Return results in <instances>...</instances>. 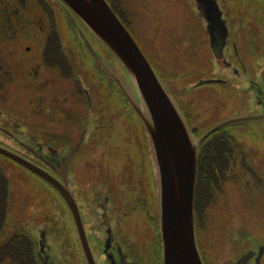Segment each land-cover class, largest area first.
Wrapping results in <instances>:
<instances>
[{
	"label": "flooded vegetation",
	"instance_id": "1",
	"mask_svg": "<svg viewBox=\"0 0 264 264\" xmlns=\"http://www.w3.org/2000/svg\"><path fill=\"white\" fill-rule=\"evenodd\" d=\"M4 1L0 0V13L13 23L16 11L26 12L29 3L30 8L36 5L33 16L39 12V18L32 19L33 38L22 50L35 62L29 73L41 95L31 93L32 117L27 121L19 119L25 111H18L13 99L10 109L1 102L0 145L58 179L67 167L68 185L97 264H161L158 191L144 127L95 56L133 91L124 71L60 1L8 0V5ZM52 1L62 6L70 22L72 47L56 27ZM140 1L142 6L110 0L138 44L168 46L171 60L194 63L183 75L189 79L183 92L185 106L180 102L182 92L175 93L158 73L194 136L205 135L197 148L194 199L202 261L264 264V0H150L156 5L151 34L141 29L139 10L148 0ZM2 68L0 59V72ZM118 94L122 102L114 105L112 98ZM7 196L11 203V185ZM58 206L56 220L25 210L30 221L24 225L26 240L33 244L37 264H86L75 224L60 196ZM19 224L22 227V221ZM17 234L22 233L12 234L14 245L25 241L16 240ZM15 246L14 250L23 249ZM24 249L25 260L13 253L12 264H34Z\"/></svg>",
	"mask_w": 264,
	"mask_h": 264
},
{
	"label": "water",
	"instance_id": "2",
	"mask_svg": "<svg viewBox=\"0 0 264 264\" xmlns=\"http://www.w3.org/2000/svg\"><path fill=\"white\" fill-rule=\"evenodd\" d=\"M61 1L116 56L135 89L136 94L113 68L105 66L103 60L95 56L141 120L148 136L156 170L162 237L161 264H203L196 242L193 203L197 146L205 135L199 139L194 137L169 89L107 0ZM111 52L109 54L112 55ZM247 118L251 117L243 119ZM228 123L230 121L214 129ZM0 153L40 177L60 194L71 213L86 264H97L87 240L78 204L68 185L67 167L62 168L58 179L2 146Z\"/></svg>",
	"mask_w": 264,
	"mask_h": 264
},
{
	"label": "rangeland",
	"instance_id": "3",
	"mask_svg": "<svg viewBox=\"0 0 264 264\" xmlns=\"http://www.w3.org/2000/svg\"><path fill=\"white\" fill-rule=\"evenodd\" d=\"M128 1H133L134 4H140V6H142V1L140 0ZM4 3L6 5L10 4L8 0H5ZM146 5L147 6H145L144 9L139 10L141 15L139 18L142 23L141 29H148V32L151 34L152 29L150 28L152 27L155 18L156 5L154 1L150 0L147 1ZM52 6L53 7L50 6V8L54 9L55 11L54 17L57 23L56 27L57 29H60L61 36L64 37V41L70 44V47H72V36L70 31L71 29H69L70 25L64 15L65 13L63 11V8L57 6V3H55L54 1H52ZM35 8V3H33L32 8H30L29 3V8L26 12H19L16 11V9H13L14 11H16V14L14 15L16 17L18 15V19L21 21H27V24L25 23L24 25H22L6 22L12 28L5 27V29H0V59L3 62V68L0 72V81L3 82L2 88L0 89V105L1 102H3L2 106L4 108L9 107L10 109L9 101L12 102L14 100L12 102L14 107H16L20 112H22L23 110L25 111V114H20L21 116L19 119H21L22 121H27L26 119H28L29 117L31 119L32 117L30 114L32 113V111L29 109L31 105L29 99L31 93L34 92L33 94L36 98L39 97V94L41 95L40 88L34 87V76L29 73V70L35 66V62L32 60L29 52L25 53L22 50V47L26 44L25 41H31L36 29L33 20L35 18H39V16H37V13L39 12L36 11L37 13L35 12L33 16ZM3 14L0 13V20L4 17ZM135 22L139 25V21ZM138 25L137 27H139ZM140 46H142V48L147 51V53H149V56L154 62V64L152 65L155 71L157 73L160 72L161 75H164V78L169 81L172 90L175 93L179 92V94L182 92V96L180 95L181 101H179L183 106H185L186 102L183 92L184 87H187L189 85V79L184 77L183 75L187 74L189 66L194 63L184 60H171L169 57L168 46H153L149 44H147V46H144V44H140ZM30 58L31 61H29ZM80 64L81 66H83L82 62ZM4 70H6L8 74L5 73ZM24 75H26V77ZM48 75L49 80H52V75ZM86 75L87 77H91L92 74L90 72H88L87 74L86 72ZM53 87H57L54 81ZM112 102L114 105L122 102L121 96L118 94L115 98H112ZM0 167L2 168V170H5L4 172H6L8 177H10V180L12 182L11 188L13 198L11 204L8 205V214L5 218L4 225L0 230L1 243L2 241L9 239V237H11L13 233L19 232L18 230L19 228H21V225L19 223L21 221V216L23 215L22 211L24 210V208L25 210H27V208L32 209L33 203H39V205H42V211L41 213H38L40 215H45L46 213L43 212V208H45L43 204H49V196L47 195V186L43 185V183L40 182L39 178L29 172H26V170H24L17 164L12 163L10 159L4 156H0ZM8 200L9 199H7V203ZM57 207L59 208V206ZM214 213H216V207ZM13 236L14 235H12V237ZM12 263H14L13 256H7V258L0 260V264Z\"/></svg>",
	"mask_w": 264,
	"mask_h": 264
},
{
	"label": "trees",
	"instance_id": "4",
	"mask_svg": "<svg viewBox=\"0 0 264 264\" xmlns=\"http://www.w3.org/2000/svg\"><path fill=\"white\" fill-rule=\"evenodd\" d=\"M111 5L113 6L114 9H116V7L114 6V4L112 2H111ZM116 11H117V9H116ZM18 18H19V16L17 15V22L19 23V19ZM2 19L0 20V29H5V25L7 24L6 22H10V20H9V17H7V16H4ZM40 182L43 183L42 181H40ZM9 185H12L10 177H8L7 173L4 172L0 168V230L3 227V225H4L5 218H6L7 214H8V209H7L8 205L11 204L10 202L7 203V199L9 198L7 196V193L9 191ZM43 185H45V184L43 183ZM47 192H48L47 195L49 196L48 197L49 204L48 205L43 204V206L46 209H49V210H46L45 208H43V211L45 213H47L48 216H54V218L56 220L55 216H56L57 212H59V209L57 207L59 198L57 197L56 193L52 189H50L49 187H47ZM41 209H42V205H39V203H33L32 204V209L31 210H32L33 214L36 213V211L41 213ZM24 211H25V208L22 211V214H23L22 216H24L27 213V212L23 213ZM39 213H37V214H39ZM34 218L35 217H33L32 221H36V219H34ZM21 221H22V227L19 228L18 231L21 232L22 234L15 235V239L16 240H20V237H21V239L24 238L22 240H25V241H23V243H19V244L17 243L15 245L21 246L19 248L20 249L23 248V249L20 250V251L19 250L18 251L14 250L15 248H18V247H16L13 244L14 238H12V236H11V237H9V239H7L5 241H2L0 243V260H3L5 258H7V256H13L14 257L15 255L13 253H15L18 256L19 259L24 261L25 260L24 256L26 255L24 247H27L28 248L26 250L27 255H29V257L32 258L34 264H37L35 253L33 252V247H32L33 244L27 242L26 238L29 237V234L26 232V230L24 228L25 223H27L29 225L30 221H27L25 216L21 217ZM36 226L37 225L34 224L33 228H36Z\"/></svg>",
	"mask_w": 264,
	"mask_h": 264
}]
</instances>
